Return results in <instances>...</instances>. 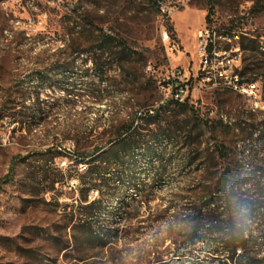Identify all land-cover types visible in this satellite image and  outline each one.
Here are the masks:
<instances>
[{
	"label": "rangeland",
	"instance_id": "rangeland-1",
	"mask_svg": "<svg viewBox=\"0 0 264 264\" xmlns=\"http://www.w3.org/2000/svg\"><path fill=\"white\" fill-rule=\"evenodd\" d=\"M251 6V0H192L183 9L185 18L180 20L175 14L165 25L172 43L181 51L176 52V57L166 53L158 10L148 0H76L73 10L40 0L39 7L47 17L43 26H33L30 32L20 26L15 28L12 19L26 23L32 17L35 22L33 10L25 6L20 9L14 2L6 10L0 6V264H132L138 248L164 251L163 264H184V258L223 264L213 261L214 254L201 246L186 253V257L178 256L177 246L164 239L167 231L160 210L170 204L174 195L184 194L188 172L168 161L173 155L170 147L165 149L162 163L151 165L146 161L137 169L128 210H137L139 216L129 221L130 228L120 234L118 242L101 250L89 245L87 232H73L64 209L72 212L81 198L71 157L75 128L87 130L96 120L104 122L112 113L108 98L95 100L86 89L87 84L97 82L96 70L86 74V69L93 66L90 53L74 51L89 49L91 40L80 37L75 32L79 25H75L83 24L89 13L92 18L88 26H120L121 35L149 58L145 72L158 81L164 99L171 98L178 83L202 117L233 121L239 111L245 110L248 121L253 123L264 118V109L254 107L238 92L201 83L198 39L194 35L197 29L212 28L218 35L231 38V42H219L221 49L232 48L242 34L254 35L264 50V11L252 13ZM107 11L118 20L108 19ZM177 23L183 42L177 37ZM69 28L72 35L67 34ZM6 29L12 31L13 38L5 36ZM250 56L249 51L242 52L237 72L248 66L245 80L254 81L256 73L252 68L256 61ZM56 63L61 65L60 70L55 68ZM176 68L182 75L173 79L170 73ZM63 73L71 75L64 78ZM258 78L259 99L264 102V86ZM39 104L42 110H38ZM13 113L18 123H12ZM49 147L63 155L51 160L50 178L45 181L39 159L33 157L28 164L23 158ZM157 169H161L159 175L155 174ZM55 178L63 181L52 187ZM143 194L146 199L141 198ZM97 195L96 190L89 192L90 198ZM118 217L120 224L126 223L124 213L119 212ZM155 235L161 241L157 248L152 246ZM260 256H264V249Z\"/></svg>",
	"mask_w": 264,
	"mask_h": 264
},
{
	"label": "trees",
	"instance_id": "trees-1",
	"mask_svg": "<svg viewBox=\"0 0 264 264\" xmlns=\"http://www.w3.org/2000/svg\"><path fill=\"white\" fill-rule=\"evenodd\" d=\"M251 1L252 13L264 11V0ZM148 2L157 8L155 0ZM86 16L83 24L76 23L79 29L75 32L90 38V47L74 53H90L93 66L86 74L96 70L97 82L87 84L86 89L95 100L108 98L112 113L87 130L75 128L71 157L81 198L72 212L64 209L73 232H87L89 245L101 250L118 242L120 234L130 228L129 221L139 216L137 210H128L137 169L146 161L162 163L165 149L170 147L173 155L168 161L188 172L184 194L174 195L160 210L167 231L164 239L177 246L181 257L201 246L214 254L213 261L223 264H264V256H260L264 249V118L250 123L245 110L233 121L206 118L189 99H164L158 81L145 72L149 58L121 35V27L88 26L92 17ZM107 17L118 20L110 11ZM71 29L68 35L74 33ZM240 46L256 61L254 81L260 77L264 86V50L258 36L242 34ZM55 68L60 70L61 65L56 63ZM248 70L245 66L238 72L242 82L250 81L245 80ZM42 109L39 104L38 110ZM10 118L12 123L19 122L15 113ZM62 155L49 147L23 159L29 164L30 159L38 158L46 181L51 160ZM14 167L13 161L12 172ZM160 173L161 169L155 171ZM62 181L55 178L51 185ZM92 190L97 197H89ZM143 197L146 199L145 194ZM119 212L125 214L126 223L120 224ZM160 245L155 235L152 246ZM155 251L138 248L132 264H163L164 251ZM184 259V264H205L199 258Z\"/></svg>",
	"mask_w": 264,
	"mask_h": 264
},
{
	"label": "built area",
	"instance_id": "built-area-1",
	"mask_svg": "<svg viewBox=\"0 0 264 264\" xmlns=\"http://www.w3.org/2000/svg\"><path fill=\"white\" fill-rule=\"evenodd\" d=\"M40 0H0V6H7L10 3H17L21 6H33V13L36 14L35 22H32V17L28 18V22H22L21 19H12L13 24L20 25L21 28L30 32L33 26L37 28L44 25L47 17V12L42 11L39 7ZM47 3L52 4L57 8H67L73 10L76 0H46ZM157 3L159 21L163 28L162 39L166 44V53L169 57H175L177 52V45L172 43L170 35L165 29L167 22L171 21L173 16L187 7L192 0H155ZM7 34H11L6 29ZM32 35V34H31ZM223 38V39H222ZM238 36H234V39ZM197 56L199 59V76L200 81L204 85L213 87H223L232 91L238 92L245 96L254 107L264 109V102L260 98V81L242 82L240 80L238 69L241 65L242 48L240 42L237 41L232 48L221 49L219 42L225 40L231 42V38L222 37L218 32L212 28H203L198 32L197 37ZM173 79L182 75V71L178 68L172 69L170 73ZM171 98L184 102L187 96L184 94V89L180 85L176 86V90L171 92Z\"/></svg>",
	"mask_w": 264,
	"mask_h": 264
},
{
	"label": "crops",
	"instance_id": "crops-1",
	"mask_svg": "<svg viewBox=\"0 0 264 264\" xmlns=\"http://www.w3.org/2000/svg\"><path fill=\"white\" fill-rule=\"evenodd\" d=\"M176 14H177V18L180 19V20L186 17V13L183 12V10L177 12ZM179 26H180V23H177L176 24L177 37L181 40V42H183ZM199 31L200 30L197 29L196 33L194 34L196 38L198 37V32ZM177 52H181V51H177Z\"/></svg>",
	"mask_w": 264,
	"mask_h": 264
},
{
	"label": "bare ground",
	"instance_id": "bare-ground-1",
	"mask_svg": "<svg viewBox=\"0 0 264 264\" xmlns=\"http://www.w3.org/2000/svg\"><path fill=\"white\" fill-rule=\"evenodd\" d=\"M5 10L8 8L7 6H2ZM25 7H27L28 9H30V10H33V6H25ZM9 12H10V9L8 10ZM20 25H18V24H14V27L15 28H17V27H19ZM22 29V28H21ZM5 32V36L7 37V38H11L10 37V35H8L7 34V31L6 30H4ZM8 32L11 34V36H12V31H10V30H8Z\"/></svg>",
	"mask_w": 264,
	"mask_h": 264
}]
</instances>
